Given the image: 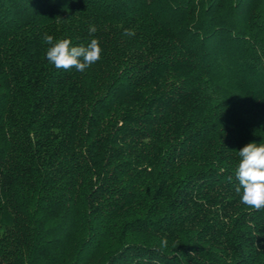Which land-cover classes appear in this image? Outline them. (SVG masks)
<instances>
[{
	"label": "trees",
	"instance_id": "obj_1",
	"mask_svg": "<svg viewBox=\"0 0 264 264\" xmlns=\"http://www.w3.org/2000/svg\"><path fill=\"white\" fill-rule=\"evenodd\" d=\"M45 34L101 59L57 69ZM251 142L264 0H0V264H264Z\"/></svg>",
	"mask_w": 264,
	"mask_h": 264
},
{
	"label": "clouds",
	"instance_id": "obj_2",
	"mask_svg": "<svg viewBox=\"0 0 264 264\" xmlns=\"http://www.w3.org/2000/svg\"><path fill=\"white\" fill-rule=\"evenodd\" d=\"M96 31L95 25L89 26L90 35ZM123 34L135 36V32L130 29H125ZM43 42L50 45L46 57L57 69H75L83 73L101 59L102 48L97 39H92L87 46H72L70 39L54 42L52 35L45 34ZM238 153L241 159L235 169V176L239 181L236 191L240 193L243 190L240 201L252 210L264 211V143H248ZM167 246V238H162L160 249L164 250Z\"/></svg>",
	"mask_w": 264,
	"mask_h": 264
}]
</instances>
